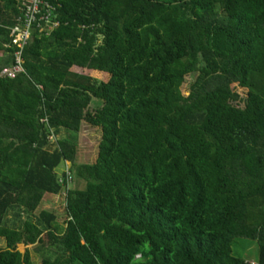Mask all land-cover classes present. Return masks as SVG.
<instances>
[{"label":"trees","instance_id":"1","mask_svg":"<svg viewBox=\"0 0 264 264\" xmlns=\"http://www.w3.org/2000/svg\"><path fill=\"white\" fill-rule=\"evenodd\" d=\"M47 1L58 27L20 51L23 11L0 0V264H35L18 244L41 264H264V0ZM18 51L23 71L1 75ZM84 122L102 132L93 163L77 162ZM66 162L86 184L65 230L48 209L8 226L67 185Z\"/></svg>","mask_w":264,"mask_h":264},{"label":"rangeland","instance_id":"2","mask_svg":"<svg viewBox=\"0 0 264 264\" xmlns=\"http://www.w3.org/2000/svg\"><path fill=\"white\" fill-rule=\"evenodd\" d=\"M18 36V40H19ZM194 80V77L188 75L186 77V81L182 86V93L184 96H188L190 93V86L191 82ZM240 97H245V91L242 89H237ZM101 105L99 100L95 99L94 102H91L89 106V110H95L97 107ZM238 105L243 106V101L238 102ZM102 138V132L97 126L89 125L88 123L84 122L78 136V144L79 150L77 155V162L78 163H93L96 161L99 151V144ZM51 140H55L54 135L50 137ZM72 170V163L66 162L62 164L57 172L61 176L63 175L64 171ZM67 185L58 193H47L43 198L38 209L34 210V212L27 214L26 212H22L20 216H15V212L17 209H11L6 216V224L8 226L11 225H19L23 219H26L28 216L32 217L37 220L40 212L44 209H48L53 211L57 214L58 219L54 225L58 228L59 233H62L66 225V202H67V191L68 189L74 188H84L85 181L79 180L77 178H73L67 180ZM0 248H5V240L3 237H0ZM17 250L21 253H24L25 250H29L30 256H32V260L35 264H41L42 259L45 256V250L38 244L34 245H23L18 244ZM235 253L240 256L246 257H255L257 255V247L251 244H235Z\"/></svg>","mask_w":264,"mask_h":264},{"label":"built area","instance_id":"3","mask_svg":"<svg viewBox=\"0 0 264 264\" xmlns=\"http://www.w3.org/2000/svg\"><path fill=\"white\" fill-rule=\"evenodd\" d=\"M19 8L23 11V16L18 18V23L11 28L12 44L16 45L20 51L26 42L32 38L33 29L35 27L40 29V32L46 29L52 32L58 27L57 22L52 21V12L55 7L47 0H17ZM19 36V40H18ZM20 51L16 52V64L6 66L2 69L1 75L16 77L18 73L23 71L21 66L22 59ZM66 179H72V175L68 170L66 172ZM63 180L60 179V182ZM248 264H258L254 260H249Z\"/></svg>","mask_w":264,"mask_h":264}]
</instances>
